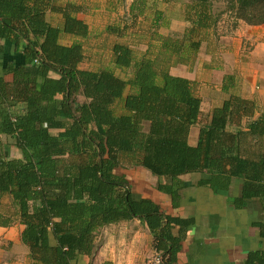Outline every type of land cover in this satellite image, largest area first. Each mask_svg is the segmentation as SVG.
Segmentation results:
<instances>
[{
  "label": "trees",
  "instance_id": "obj_1",
  "mask_svg": "<svg viewBox=\"0 0 264 264\" xmlns=\"http://www.w3.org/2000/svg\"><path fill=\"white\" fill-rule=\"evenodd\" d=\"M217 3L222 10L214 11ZM145 6L144 0H133L130 18L143 16ZM81 11L71 3L56 7L55 0H0V55L10 48L12 57L0 63V227L23 226L20 242L29 264H72L92 255L103 228L137 219L148 228L161 264H177L192 221L165 214L116 171L122 158H130L134 167L157 178V191L174 207L190 187L182 176L199 175L197 186L215 193L238 181L232 206L255 204L264 210V112L231 94L211 111L191 146L201 99L193 82L169 73L194 62L205 33L222 15L231 20L230 30L240 22L263 25L264 0H187L186 27L172 36L157 32L168 20L155 11L145 52L136 56L130 46L115 43L111 67L95 71L81 69L85 57L79 42L60 43L62 36L87 38V25L77 19ZM47 12L59 14L61 26L50 25ZM233 81L224 76V92ZM252 226L263 247L247 253L241 264H264V219Z\"/></svg>",
  "mask_w": 264,
  "mask_h": 264
},
{
  "label": "crops",
  "instance_id": "obj_2",
  "mask_svg": "<svg viewBox=\"0 0 264 264\" xmlns=\"http://www.w3.org/2000/svg\"><path fill=\"white\" fill-rule=\"evenodd\" d=\"M66 3L68 2L55 0L56 7ZM46 19L54 27L61 26V16L55 12H47ZM173 22L177 27L181 26L179 32L186 27L183 20ZM173 22L171 24L168 22L170 30H174ZM211 34V31L205 33L200 51L192 64L177 65L175 69L181 71L171 74L169 70V73L193 82L197 89L217 85L213 87L219 92V99L222 98L221 95L224 97L220 102H214L212 110L219 107L232 91L236 90L237 96L253 101L258 111L264 112V24L240 25L229 37L232 43L227 45V48L223 45L221 50L215 48V37ZM6 47L9 45L6 44ZM9 51L10 48L7 53L0 55V63L5 64V59L11 60ZM202 51L206 54L204 58L200 57ZM221 56L225 64H222ZM2 71L3 66H0V77ZM226 75H232L234 81L232 88L224 92L222 85ZM5 81L10 82L11 76H6ZM198 97L203 104V97L201 95ZM190 145L193 146L195 143ZM141 172L143 176L149 174L157 180L149 172L144 170ZM188 176L190 175L180 177L184 182L190 183V187L182 192L176 207L172 205L168 195L158 192L150 183L146 194L135 192L153 201L165 214L192 221L182 235L177 264H241L247 253L262 250L263 241L252 223L264 219V210L255 204H249L244 209H235L231 203L232 198L239 196L240 183L233 181L227 192L215 193L208 186H197L199 178L196 182H191ZM138 225H143L147 234L151 236L146 225L137 219L109 225L103 228L96 238L92 255L79 256L72 264H134L133 237ZM125 228L131 230L122 233L121 230ZM22 231L23 226L18 223L6 228L0 227V246L5 249L23 246L20 242ZM172 232L177 234L178 228H174ZM23 251L28 254L24 246Z\"/></svg>",
  "mask_w": 264,
  "mask_h": 264
},
{
  "label": "rangeland",
  "instance_id": "obj_3",
  "mask_svg": "<svg viewBox=\"0 0 264 264\" xmlns=\"http://www.w3.org/2000/svg\"><path fill=\"white\" fill-rule=\"evenodd\" d=\"M66 1L81 7L82 11L77 15V18L87 25L89 34L85 39L63 36L60 42L63 45L79 42L83 47L85 57L84 62L80 66L81 69L95 71L101 68L111 67V47L115 43L126 44L134 50L136 56L142 55L146 50V46H148L150 34L152 33L153 28L151 27V21L153 13L155 11H161L165 15V20H168L170 24L173 21L180 22L183 20V9L187 0H182V2L173 1L172 4H165L163 1L159 0H144L146 3L144 15L136 19L130 18L128 14V7L133 0H63V2ZM222 8L223 6L220 3L214 5V11L222 10ZM172 24L174 30H170L169 27H161L157 29V32L164 36L181 34L182 32H179L181 31L179 30L181 26L177 27V24L174 22ZM242 24L246 25L240 22L236 29L230 30L231 20L226 14L222 15L216 27L211 30L212 37H215V48L221 50L223 45L227 48V45L232 43L229 37H231ZM108 27L118 28L121 32L118 36L111 35L106 31ZM151 45V52L156 54L155 45ZM205 56L206 54L202 51L200 57L204 58ZM162 61L163 58H161L159 62ZM221 62L225 64L222 56ZM175 68L176 67L169 68L171 74L179 72L180 69ZM115 73L121 78L125 77L124 74L119 71H115ZM213 86L217 85L198 89L194 87L195 95H201L203 97V104H201L200 118L197 124L191 129L189 135L190 144L196 143L198 130L208 123L214 102L218 103L224 97L221 95L222 98L219 99L220 94ZM233 93L237 95L236 90L232 91V94ZM116 113H119V109L116 110ZM13 156H19V152L15 149H13ZM141 169L139 167H134L130 158L124 157L121 161V167L118 168L116 172L126 176L134 193L142 192L146 194L149 188L148 183L152 184V188H155L157 180H154L149 174L143 176V172L141 171L144 169ZM198 178L199 175L188 176L191 182H196ZM130 230L131 229L125 228L121 231L122 233H128ZM135 232L137 235L135 234V237H133L135 252L134 264H145L152 260L156 254L153 240L151 236L147 234L143 225H138L135 228ZM0 264H29V260L25 251H23V246L15 249H5V247L0 246Z\"/></svg>",
  "mask_w": 264,
  "mask_h": 264
},
{
  "label": "built area",
  "instance_id": "obj_4",
  "mask_svg": "<svg viewBox=\"0 0 264 264\" xmlns=\"http://www.w3.org/2000/svg\"><path fill=\"white\" fill-rule=\"evenodd\" d=\"M162 263V256L158 253L152 258V260L148 261L145 264H161Z\"/></svg>",
  "mask_w": 264,
  "mask_h": 264
}]
</instances>
